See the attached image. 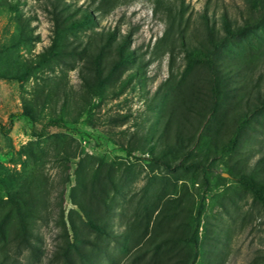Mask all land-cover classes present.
<instances>
[{"label":"rangeland","instance_id":"1","mask_svg":"<svg viewBox=\"0 0 264 264\" xmlns=\"http://www.w3.org/2000/svg\"><path fill=\"white\" fill-rule=\"evenodd\" d=\"M205 12L221 34L223 15L253 16L247 0H0V264H264V206L239 182L264 178V110L234 118L264 96V26L215 54L230 88L203 117L213 72L186 50L207 45Z\"/></svg>","mask_w":264,"mask_h":264},{"label":"trees","instance_id":"2","mask_svg":"<svg viewBox=\"0 0 264 264\" xmlns=\"http://www.w3.org/2000/svg\"><path fill=\"white\" fill-rule=\"evenodd\" d=\"M252 10V19L246 20L245 23L237 28H232L226 16L223 15L221 17L223 21V34L216 30V26L214 23V18L211 20L207 12L202 15V18L205 22V30H206V41L207 45L202 48H191L186 50V58L187 63L189 65L199 66L206 65L208 66L212 72V84H211V95H207L202 101V108L199 107L198 115L206 117V115L215 118L218 114L219 110L223 107V104L226 103L225 99H223V87L230 88L227 84L228 82H221V73L217 71L218 69L214 65V56L215 54L224 47L227 41L239 37H244L246 34L251 32L253 29L264 26V0H247ZM77 25H94V20L92 15L88 11H84L80 20L75 21ZM115 38V34L109 32L108 39L113 40ZM120 59L119 62L127 61L126 58L130 55V53L126 56L123 54V48L120 46ZM224 85V86H223ZM103 86V82H101L100 87ZM234 89V87H231ZM100 95L103 97V93ZM242 103V100L239 101ZM246 111H239L234 117L236 122L239 124V129H241L249 120L250 115L258 114L263 112L264 110V96H261L260 90L257 92V95L253 99L252 102L246 100L244 102ZM26 117L32 118L31 114H27ZM57 121L53 120L52 123L54 125ZM60 122V121H59ZM233 135L228 139V142L224 144L222 147L224 152H233L238 145V136L239 131H233ZM209 129L203 134V138L206 139L209 136ZM153 154V152H151ZM188 168L192 167H200L201 164L198 161H192L190 165H186ZM231 174L233 171L228 170ZM239 182L241 186L247 190H249L253 197L258 200L264 206V178H257L255 175H244L241 174Z\"/></svg>","mask_w":264,"mask_h":264}]
</instances>
